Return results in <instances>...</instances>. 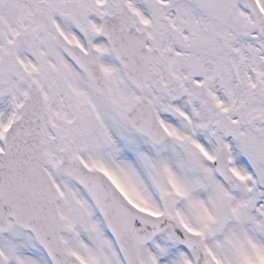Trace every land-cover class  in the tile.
Segmentation results:
<instances>
[{
	"label": "snow or ice",
	"instance_id": "snow-or-ice-1",
	"mask_svg": "<svg viewBox=\"0 0 264 264\" xmlns=\"http://www.w3.org/2000/svg\"><path fill=\"white\" fill-rule=\"evenodd\" d=\"M0 264H264V0H0Z\"/></svg>",
	"mask_w": 264,
	"mask_h": 264
}]
</instances>
